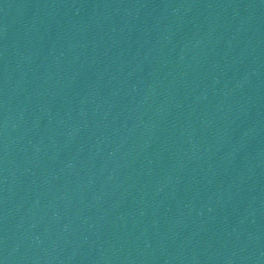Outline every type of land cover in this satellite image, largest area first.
<instances>
[{"label":"water","instance_id":"water-1","mask_svg":"<svg viewBox=\"0 0 264 264\" xmlns=\"http://www.w3.org/2000/svg\"><path fill=\"white\" fill-rule=\"evenodd\" d=\"M217 0H0V264H188Z\"/></svg>","mask_w":264,"mask_h":264}]
</instances>
